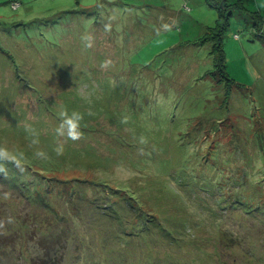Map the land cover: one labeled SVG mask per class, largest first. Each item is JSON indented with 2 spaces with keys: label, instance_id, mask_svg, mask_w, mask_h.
Segmentation results:
<instances>
[{
  "label": "rangeland",
  "instance_id": "rangeland-1",
  "mask_svg": "<svg viewBox=\"0 0 264 264\" xmlns=\"http://www.w3.org/2000/svg\"><path fill=\"white\" fill-rule=\"evenodd\" d=\"M224 8L0 0V264H264V0Z\"/></svg>",
  "mask_w": 264,
  "mask_h": 264
},
{
  "label": "trees",
  "instance_id": "trees-1",
  "mask_svg": "<svg viewBox=\"0 0 264 264\" xmlns=\"http://www.w3.org/2000/svg\"><path fill=\"white\" fill-rule=\"evenodd\" d=\"M207 2L213 6L217 13H218V18H219V21L221 23H224L226 21V18L227 16L229 15V11L228 12H225V8L224 7H228L232 4H235L236 2H240V0H207ZM222 26L220 25L219 26V30H221ZM209 38L213 41V49H212V53L213 55L215 56V68L217 69V71H219L221 73V75H223L224 78H226L227 80H229L225 73H224V64H223V55H222V49H221V37H220V33H215L213 32L212 35L209 36ZM217 71H212V74H215V72ZM222 77V79H223ZM231 81V80H229ZM228 85V84H227ZM229 86V85H228ZM230 87V86H229ZM224 99H227V96H226V93L224 94ZM134 222V221H133ZM155 227H153L152 229H154ZM156 232V236H160L166 240H169L165 235H163L161 232L159 231H151V232H148V237H150L151 234H155ZM226 236V235H225ZM85 235H83V239ZM229 239L231 240V237L229 236ZM170 241V240H169ZM171 242V241H170ZM107 248L111 253L110 255L107 256V260L110 259V260H116L117 256L114 254L115 252L119 251V248L118 246L116 245L115 247H112V248H108L106 246H100L99 247V250H101L100 252H107V250L105 249ZM97 251V249H96ZM80 252V251H79ZM106 257V256H105ZM247 262H244L243 264H246ZM249 264H252V262H248ZM108 264H109V260H108ZM224 264V263H222ZM227 264V263H225Z\"/></svg>",
  "mask_w": 264,
  "mask_h": 264
},
{
  "label": "clouds",
  "instance_id": "clouds-1",
  "mask_svg": "<svg viewBox=\"0 0 264 264\" xmlns=\"http://www.w3.org/2000/svg\"><path fill=\"white\" fill-rule=\"evenodd\" d=\"M103 26H104L105 30H109V25L104 24ZM83 39H84L85 42H86V46H87V47H91V38H90V37H84ZM102 66L106 67V66H107V62L105 63V65H102ZM62 115H63V114H62ZM72 116H73L77 121H79V120H81V119L83 118L81 114L76 113V112H73V113H72ZM3 152H4V149H3V148H0V155H2Z\"/></svg>",
  "mask_w": 264,
  "mask_h": 264
}]
</instances>
